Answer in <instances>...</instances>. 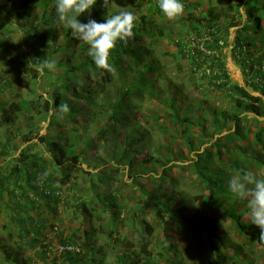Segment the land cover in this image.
<instances>
[{"label":"trees","instance_id":"16d2710c","mask_svg":"<svg viewBox=\"0 0 264 264\" xmlns=\"http://www.w3.org/2000/svg\"><path fill=\"white\" fill-rule=\"evenodd\" d=\"M3 2L0 6L4 14V18H0L3 25H0V39L4 35V24H16L20 30L24 29L22 38L26 49L22 53L17 52L14 58H0V78L1 70L15 69L19 74L15 84L18 100L7 106L0 104V124L13 127L18 120L25 119L27 131L22 133L18 130L16 136H21V143L26 146L16 160L9 159L8 170L0 174V230L8 232L6 240L0 238V264H37V259L42 264H99L100 261L103 264L105 252L103 245H97L95 235L99 231L92 225H84L83 221L76 229L84 227L81 235L70 230L59 240L56 259L47 262L51 249L46 244H41L37 250L38 237L47 222L42 216L37 218L38 207L44 203L48 209L52 201L56 208L61 186L69 182L74 185L70 176L76 177L75 174L81 170L80 159L90 145L88 141H92L84 140L83 135L92 126L100 136H104L115 162L125 167L128 165V171L136 173L131 177L136 180L133 185L139 193L135 203L118 208L114 203L118 197L115 195L103 202L105 206L115 208L117 215L124 214L123 219L128 221L132 232L131 240L125 242L127 236L118 235L116 229L101 231L108 237L105 246L112 250L120 247L115 255V264H178V248L171 233L175 226L187 232L195 244L208 248L210 257L203 260V264H255V258L260 257L264 248V243L259 241L260 229L247 216V201L235 197L228 190V182L242 171H251L257 179H264V0H238L232 11L239 15V21L225 10L217 11L214 5L204 10L201 4L193 2L192 8L197 10L200 7L202 10L196 16L189 14L186 17L184 33L206 36V42L184 50L177 41L168 38L178 58L189 63L191 75L202 71L203 80L216 93H225L231 100L234 107L229 111L217 109L207 99L202 104H182L186 103L182 89L168 79L166 66L157 54L158 39L164 37L160 30H156L150 15L162 12L158 0L149 4L147 13L137 17L133 37L127 43L117 42L108 58L111 70L98 69L88 55L89 46L59 22L55 0ZM188 3H185L187 9L190 7ZM241 8L245 11L244 20ZM121 10L132 12L115 6L114 2L111 8L105 9L102 0H97L93 8L78 20L87 23L91 18L102 23L106 21L107 14ZM232 28H237L233 50L242 58L245 76L248 77L247 86L257 96L232 83L226 72L223 49ZM43 59L56 62L55 71L44 70L51 75L49 90L45 96L39 94L34 100L25 98L23 93L35 90L33 83L40 76L36 66ZM2 82L0 93L11 84L5 80ZM147 99L161 105L168 102L171 112L166 113V117L171 118L174 125L184 126V130L190 126L197 128L198 136L202 138L201 145L195 136L187 140L189 153L196 155L195 159H190L189 169L196 182L202 183L196 196L207 211L226 216L236 236L250 245L220 236L219 222L193 207L192 216L187 214L185 204L174 203V197L182 194L174 190L170 194L150 190L139 183L138 180L146 179L157 171H160L158 186L173 183L174 177L166 174L172 169L168 165L182 157L181 154L177 156L178 152H172L171 158H166L168 160L157 169L155 164L160 162L148 154L142 160L134 156L136 152L132 149L137 145L143 148L142 144L147 143L144 137L149 135L140 122L142 113L137 104ZM61 103H67L70 112L58 119L57 109ZM193 110L195 115H191ZM42 123L46 124V133L39 136ZM184 130L178 135H182ZM225 130L227 134L220 136ZM107 134L109 138H115L110 140ZM37 138L39 143L30 146L29 142ZM5 142L0 152L8 158ZM197 143L200 147L206 146L200 150L196 148ZM130 151L133 152L130 154ZM172 165L184 170L183 165ZM103 178H99L101 183ZM80 201L73 208L78 210L82 220H90L92 211L88 209L87 202ZM150 205L153 206L151 214L158 218L162 237V245L154 251L149 247L150 237L156 228L143 218ZM114 216L115 213L110 211V217ZM113 234L118 236L115 238ZM30 251L34 253L28 254Z\"/></svg>","mask_w":264,"mask_h":264},{"label":"rangeland","instance_id":"374dc122","mask_svg":"<svg viewBox=\"0 0 264 264\" xmlns=\"http://www.w3.org/2000/svg\"><path fill=\"white\" fill-rule=\"evenodd\" d=\"M3 1L5 0H0V6L5 3ZM152 1L153 0H119L118 3L117 0H114V4L117 7L129 9L136 17H140V15L148 12V6L150 3H153ZM237 1L238 0H181V2L184 3V12L181 16L175 19L170 20L166 18L162 12L155 13L152 16L150 15V18H152L156 24V30H160L164 37L158 39L159 42L156 46L158 49L157 54L160 56L162 63L166 66L165 74L168 79H171L175 86H179L182 89V94L186 100V103L182 104H202L203 100L207 99L210 104L219 110L229 111L232 106L234 107L231 100L224 95L225 93H216V90L211 87V85L207 84L206 80H203V77H201L203 75L202 71L196 72L194 75L189 73V63L184 59L178 58L176 55V49L173 45L169 44L168 41L170 40L168 38L177 41L180 45H182L184 50L190 48V46H195L197 43L199 46L200 43L206 42L207 37H197L195 32L191 33L192 35L190 36L186 35L184 33L187 29V21H185L187 19L186 17L189 14L196 16L202 8L207 10L211 7V5H214L217 11L220 9L225 10L231 14L230 16L234 17L235 21H239V15L234 13L235 11H232ZM193 2L201 4L202 8L198 7L197 10L192 8L191 4ZM185 3L186 5L188 3L190 6L189 9L186 8ZM244 12V9L241 8L240 14L243 17V20L245 19ZM0 18H4L3 11H0ZM223 24L226 26V23ZM1 26L3 27V25ZM4 28L6 31L4 29V35L0 39V41H2L0 45V58L6 60L8 58L16 57L17 52L22 53L26 47L23 44L22 38V30L24 29L20 30L21 28L19 29L16 24L13 26L10 23L4 24ZM236 35L237 28L229 30L227 46L223 49L226 72L232 83L245 88V90L250 92L251 95L257 96L258 94L254 93L251 87L247 86L248 77L245 76L242 58L233 50ZM7 69L8 68L6 67V70ZM1 71L0 83L3 84V80L11 83L8 84L4 91L0 93V104H5L7 106L10 102L18 100L15 84L19 78V74L15 69H11L7 72L5 70ZM39 75L38 81L33 83L35 84V90L23 93V97L34 100L39 94L45 96L46 92L49 90L48 83L50 82L51 75L45 71L42 73L40 72ZM137 104L140 106V112L142 113L140 122L145 125L146 132L149 135L144 137L146 138L145 140H147L148 144H142L143 148L140 147L141 145H137L132 149L136 152L134 156L137 159L142 160L144 155L148 154V156H151L154 160H158L160 162L159 164H155V167L160 169L159 165L168 160L166 158H171V154H173L172 152H178L177 156H180V154L182 155L181 158L174 159V161H171L168 165L172 169L171 171H167L166 174L169 173L174 177L175 180H172L173 183H162L158 186L157 184L159 181L158 178H160V171L147 176L146 179L138 180L139 183L150 190L157 189L158 191L166 194H170L174 190V192L182 194L179 197H174V203L177 205L185 204L187 206V214L192 216L191 207H193L219 222L221 225L219 231L220 236H224L225 239H228L229 241L235 240L239 243H242L243 241L244 244L250 245L248 241H245L243 238L239 239L236 236L235 230L230 227L231 225L226 216L222 215L220 212L213 213L207 211L203 206H201V203L197 198L199 191L201 190L202 183L196 182L195 176L192 175V171L189 169L190 159H195L196 155H194L193 152L189 153V146L187 144V140H189L191 136H195L201 145L202 138L198 136L197 128L190 126V128L184 130V126L174 125L172 119L166 117V113L171 112V110L168 109V102L161 105V103H157L154 100L149 101L147 99V101ZM195 112L193 110L191 115H195ZM24 120L25 119L18 120L13 127H9L2 123L0 124V151L6 141V149L9 155L7 158L0 152V174H3L8 170L9 166L7 168V165L9 164V159L16 160L19 156V152L26 146V144L21 143V136H16L18 130L22 133L27 131ZM164 125L166 126L165 129L163 128ZM45 128L46 124L44 123L39 126V136L46 133ZM182 130H184V133L180 135ZM179 132L180 134L178 135ZM225 134H227L226 130L223 131L220 136ZM97 135L99 137H97ZM107 138L112 140L115 137L111 136V138H109L107 134ZM83 139H92V141H88L90 145L87 147L86 153H84L80 159L79 168L81 170L75 174L76 177H74L73 174L70 176L72 182L74 181V185L71 186V183L69 182V184L61 186L60 199L55 202L56 208L53 207L52 201L50 202L48 209L44 203L40 208L38 207L37 218L42 216V218L47 219V222L46 226L42 230L41 236L38 237L37 250L41 248V244H46V246L51 249V251H49L47 262H51V260L56 259L59 254V240L62 239V237H65L68 231L71 232L70 230H75L78 235H81L84 227H79V230L76 229L80 224H83V221L85 222L84 225H92V228H97V232L99 231L95 235L97 245H103L105 252V257L102 263L115 264V255L119 253L120 247L116 246V249L112 250L107 245L105 246L104 243L108 240V237L102 232H105L108 228L116 229L118 235L127 236L125 242H129L131 240L132 232L129 230L130 227L128 225V221L123 219L125 218L124 214L121 213L120 215H117L115 208L112 209L111 206H105L103 202L105 199H108L109 196L115 195L118 197L114 203L118 206V208H121L124 205L131 206L135 203L136 199L139 198V193L137 187L133 185L136 183V180L131 179V177L136 173L129 172L128 165L125 167L124 164L120 165L115 162V158H113V156L109 153V147L104 140V136H100L96 127L92 126L85 133V135H83ZM36 143H39L38 138L29 142L30 146H34ZM205 146L206 144L200 147L199 143H197L196 148H200V150H202ZM132 152L133 151H130V154ZM223 154L226 156L225 153ZM45 155H48L46 151ZM172 164L183 165L184 170H179ZM101 177H104V180H102L103 183L99 180ZM25 191L29 192L28 189H25ZM79 200L87 202L86 205L88 206V209L92 211V217L90 220L89 218L87 221L82 220L83 218L78 215V210L73 208L77 203H79ZM152 209L153 206H148L145 210L143 218L147 220L151 226L156 228L150 237L151 243L149 247L151 251H154L155 248H160L162 245V237L160 234L161 227L158 224V218L151 214ZM110 211L115 213L114 218L110 217ZM171 233L173 235V242L178 248V254H176L178 264H203V260L210 257V251L208 248L195 244L192 237H189V234L183 229L175 226L173 227ZM118 235L113 234L115 238ZM0 238L6 240L8 238V232L4 229L0 230ZM202 241H204V237L202 238ZM9 244H12V242L9 241ZM127 244L129 246V243ZM133 248L135 249V247ZM256 250L254 251L256 252ZM261 251L263 252H260V257L255 258V264H264V248ZM33 253L34 251H30L28 254ZM223 253L226 252L223 251ZM256 255L259 256L258 252ZM36 263L42 264V262L38 259ZM57 263H60V260H58ZM98 263L100 264L101 261Z\"/></svg>","mask_w":264,"mask_h":264},{"label":"clouds","instance_id":"9594fccd","mask_svg":"<svg viewBox=\"0 0 264 264\" xmlns=\"http://www.w3.org/2000/svg\"><path fill=\"white\" fill-rule=\"evenodd\" d=\"M97 0H55L57 18L69 28L74 37L89 46L88 55L98 69L111 70L108 58L118 41L127 43L134 35L133 29L137 17L130 11L121 10L107 14L105 22L89 19L87 23L78 20L88 12ZM114 0H102V7L109 9ZM158 7L170 20L181 16L184 5L181 0H158ZM50 43V41H49ZM39 72L56 70L55 60L43 59L36 66ZM70 112L67 103H61L57 109V118H63ZM228 190L240 200L247 201L250 222L260 229L259 241L264 243V179H257L251 171H242L228 182Z\"/></svg>","mask_w":264,"mask_h":264}]
</instances>
